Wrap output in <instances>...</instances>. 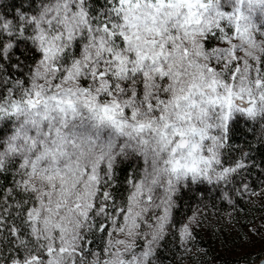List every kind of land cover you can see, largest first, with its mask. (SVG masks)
<instances>
[{"label":"snow or ice","instance_id":"1","mask_svg":"<svg viewBox=\"0 0 264 264\" xmlns=\"http://www.w3.org/2000/svg\"><path fill=\"white\" fill-rule=\"evenodd\" d=\"M0 9V264H163L206 230L192 192L243 224L264 160L232 136L243 120L264 147V0ZM237 235L248 264L264 224Z\"/></svg>","mask_w":264,"mask_h":264},{"label":"rangeland","instance_id":"2","mask_svg":"<svg viewBox=\"0 0 264 264\" xmlns=\"http://www.w3.org/2000/svg\"><path fill=\"white\" fill-rule=\"evenodd\" d=\"M259 185V183L254 186ZM208 207L205 208L204 205ZM243 211L236 214L235 219L243 221V224L236 225V231L230 234L226 222L221 217L230 209L225 208L217 202L216 208H212V202H197L193 205L188 216L193 211H203L207 219L204 221L206 230H199L196 247L185 254L182 249L172 248V255L163 259V264H244L238 255L231 254L228 249H241V242L237 232H248V228L254 225L264 224V192L251 197L250 201L242 202ZM235 223V221H233ZM264 244L256 240L254 246L244 247V251L252 253V259L248 264H256L264 257L261 251ZM206 251L207 255L202 252Z\"/></svg>","mask_w":264,"mask_h":264},{"label":"trees","instance_id":"3","mask_svg":"<svg viewBox=\"0 0 264 264\" xmlns=\"http://www.w3.org/2000/svg\"><path fill=\"white\" fill-rule=\"evenodd\" d=\"M12 0H0V4H11ZM17 3H19V0H17ZM0 11H3V9H0ZM9 13L12 12V8L9 7L7 9ZM253 128V125L251 123H245L243 120H241L238 124L233 126V136H232V143L233 144H239L242 146H245L247 148L248 144H251L252 146V155L255 157L257 161L264 160V147H261L257 143V134L259 133V126H256L254 131H249V129ZM133 165L125 162L122 164L118 170L117 175L120 181V190L123 191V181L125 180V177L128 175V173L132 170ZM258 176V170L254 172L250 177V181H252L253 185L260 182V179H264V177H260L257 179ZM0 183L6 184L4 181H0ZM199 193L192 192L188 193L184 196L182 206L180 209L181 214L187 215L190 213L193 205L197 202H201ZM204 202H211V200H203ZM173 249L170 251L167 248L163 251L162 256L163 258H168L169 255H172Z\"/></svg>","mask_w":264,"mask_h":264},{"label":"water","instance_id":"4","mask_svg":"<svg viewBox=\"0 0 264 264\" xmlns=\"http://www.w3.org/2000/svg\"><path fill=\"white\" fill-rule=\"evenodd\" d=\"M262 262H264V257L261 258L256 264H262Z\"/></svg>","mask_w":264,"mask_h":264}]
</instances>
